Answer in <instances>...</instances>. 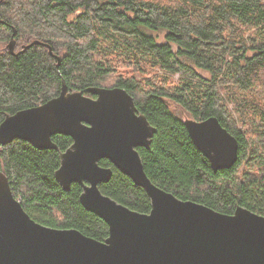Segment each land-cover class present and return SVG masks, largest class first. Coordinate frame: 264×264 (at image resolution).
Instances as JSON below:
<instances>
[{"label": "trees", "instance_id": "trees-1", "mask_svg": "<svg viewBox=\"0 0 264 264\" xmlns=\"http://www.w3.org/2000/svg\"><path fill=\"white\" fill-rule=\"evenodd\" d=\"M12 36L16 53L39 41L52 54L37 44L12 55ZM0 45V123L58 96L63 82L71 93L122 88L156 129L137 148L155 186L219 213L264 216V0H0ZM171 104L197 121L215 117L238 142L236 163L214 173ZM51 140L57 149L0 145V172L36 223L103 241L108 226L83 208L81 186L65 191L55 179L72 139ZM99 165L112 170L101 193L149 213L144 189Z\"/></svg>", "mask_w": 264, "mask_h": 264}, {"label": "water", "instance_id": "water-1", "mask_svg": "<svg viewBox=\"0 0 264 264\" xmlns=\"http://www.w3.org/2000/svg\"><path fill=\"white\" fill-rule=\"evenodd\" d=\"M37 44L52 54L39 41L16 53L13 36L7 49L17 55ZM183 125L214 173L236 163L238 142L215 117L185 118ZM155 132L118 87L71 93L63 82L58 96L6 116L0 123L1 146L21 140L40 150L57 149L53 135L72 139L60 154L55 179L65 191L73 183L81 186V205L107 224L108 236L98 241L75 229L36 223L0 172V264H264V216L240 206L233 214L219 213L150 181L137 148L148 149ZM102 159L144 189L149 213L101 193L99 185L112 177L111 168L99 165Z\"/></svg>", "mask_w": 264, "mask_h": 264}, {"label": "rangeland", "instance_id": "rangeland-1", "mask_svg": "<svg viewBox=\"0 0 264 264\" xmlns=\"http://www.w3.org/2000/svg\"><path fill=\"white\" fill-rule=\"evenodd\" d=\"M153 1H159V2H162V3H167L168 2V0H153ZM155 35H157L158 42L162 43L163 42L162 34L158 33V34H155ZM1 48H2V45H0V50H1ZM201 75L203 77H206V78L209 77V74L206 73V72H201ZM171 107H172V110L174 111V113L178 117H180L181 119L184 120L185 118H189L188 115L186 114V112H184L181 108H178L176 105H172V104H171Z\"/></svg>", "mask_w": 264, "mask_h": 264}]
</instances>
